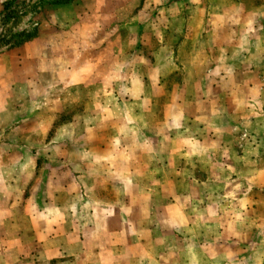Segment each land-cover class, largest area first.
Returning <instances> with one entry per match:
<instances>
[{
  "label": "crops",
  "instance_id": "0c3cea01",
  "mask_svg": "<svg viewBox=\"0 0 264 264\" xmlns=\"http://www.w3.org/2000/svg\"><path fill=\"white\" fill-rule=\"evenodd\" d=\"M91 1L104 37L0 54V264H264V0ZM20 53L92 94L34 119Z\"/></svg>",
  "mask_w": 264,
  "mask_h": 264
},
{
  "label": "rangeland",
  "instance_id": "374dc122",
  "mask_svg": "<svg viewBox=\"0 0 264 264\" xmlns=\"http://www.w3.org/2000/svg\"><path fill=\"white\" fill-rule=\"evenodd\" d=\"M94 12H100L99 15L106 12L105 4L98 1L92 3L91 0H0V54L13 48L21 47L29 42L35 44L37 58L38 53L44 55L43 48L49 43H55L57 45L64 43L68 46L67 49L71 54L74 52V47H85L93 39L104 37L102 33H96V35L91 34V26L94 22L92 17L97 14ZM95 19L97 22L98 19ZM99 23H102L101 19ZM118 23L121 26L124 22L118 21ZM152 25H155V23L152 22L151 27ZM83 28H86L85 31ZM127 35V33L120 34V37L124 39L128 37ZM118 37L119 35L114 38V42ZM155 40L156 36L153 35L151 43H154ZM116 46H120V43L117 42ZM20 56V66L18 67L17 74V87L20 89V93L15 95L13 104L14 106L16 104V106L22 109H24L26 103L33 105L40 113L34 119L43 118V111L45 109H51V104L54 102L58 103L56 106H62L65 109L63 111L64 116L71 118V115L79 109L81 95L88 96L89 93L92 94L91 88L84 91V95L76 94L75 91H68L67 94H63V89L61 90L59 86L48 87L46 89L44 78L46 80L49 76H44V78L41 76L44 70L39 68L38 59L33 63H29L22 57V53H20ZM52 62L54 63L53 67L60 65L56 61ZM74 63L72 62L71 67L75 65ZM55 69L58 70V68ZM36 73L40 75L38 76L37 74L36 76ZM29 77H32V79L36 77V79H34L35 81L27 82V78ZM101 90H104L102 87H100V93L103 94ZM7 106H11V101H8L7 104L0 102V107ZM31 110L29 113H31ZM10 111L11 109H8L4 114H0V124L5 123L10 127L11 118L13 117L10 115L12 112ZM58 112L55 111L54 113L59 115ZM7 113L8 115L5 116ZM20 115L22 116L23 114ZM20 118L22 119L23 117ZM33 123L36 124L34 120ZM45 132L48 135V131L44 127L40 130H31L23 139L33 142L35 139H41L45 135ZM27 148H20V151L23 157L30 155L31 159L32 148L30 147V151H27ZM50 149L51 147L49 145L46 147L38 142L35 148L36 155L44 156L47 152H50ZM27 170H32V168L29 167ZM23 222H25L24 219Z\"/></svg>",
  "mask_w": 264,
  "mask_h": 264
}]
</instances>
